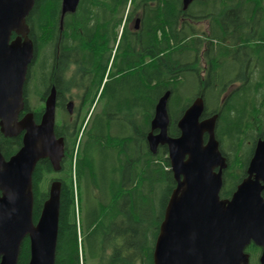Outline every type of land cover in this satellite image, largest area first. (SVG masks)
Here are the masks:
<instances>
[{"label": "trees", "instance_id": "16d2710c", "mask_svg": "<svg viewBox=\"0 0 264 264\" xmlns=\"http://www.w3.org/2000/svg\"><path fill=\"white\" fill-rule=\"evenodd\" d=\"M59 14L60 0H35L26 18L37 60L27 72L24 106L39 122L44 93L56 85L54 132L64 139L60 170L46 158L35 165L33 220L47 196L43 180L55 174L61 186L54 264H153L176 185L166 147H147L155 103L170 90V136L178 135L176 121L197 96L203 117L218 113L224 129L216 136L227 162L220 197H230L264 131V0H193L185 10L182 0H79L61 29ZM70 67L76 86L64 83ZM72 91L73 117L62 99ZM20 146L21 134L0 132L6 159ZM246 252L249 264H259L258 247ZM28 258L24 238L17 264Z\"/></svg>", "mask_w": 264, "mask_h": 264}, {"label": "water", "instance_id": "95a60500", "mask_svg": "<svg viewBox=\"0 0 264 264\" xmlns=\"http://www.w3.org/2000/svg\"><path fill=\"white\" fill-rule=\"evenodd\" d=\"M35 0H0V132L21 134V146L7 159L0 151V264H17L24 238L26 264H54L60 206L59 180L47 188L33 220L32 174L36 163L49 160L60 170L63 137L54 132L56 89L51 86L39 122L24 108L23 89L34 57L26 18ZM193 0H182L185 10ZM79 0H60L59 27ZM139 19L135 20V29ZM170 90L158 98L146 143L156 153L165 146L176 185L167 200L152 252L153 264H249L246 247H260L264 264V131L253 148L246 176L230 197H220L226 157L216 136L218 113L203 117L204 100L195 97L176 121L177 136L168 134ZM73 112V102L66 105Z\"/></svg>", "mask_w": 264, "mask_h": 264}, {"label": "flooded vegetation", "instance_id": "af4514ba", "mask_svg": "<svg viewBox=\"0 0 264 264\" xmlns=\"http://www.w3.org/2000/svg\"><path fill=\"white\" fill-rule=\"evenodd\" d=\"M138 17H136L135 18V20L137 19ZM139 19V18H138ZM135 20H134V22H132V25H133V27L135 28ZM138 26H139V24H138ZM60 28V27H59ZM61 29V28H60ZM39 59H40V57H39ZM37 60V55L34 53V57H33V60L31 61V64L33 63H35V61ZM30 64V65H31ZM71 72H72V67H70V69H69V71H68V73H67V75H66V79H65V82L64 83H67V84H70V85H77L78 83H79V81H73V80H71L70 79V77H68V76H71ZM117 74H119V73H117ZM116 77V76H115ZM105 80V79H104ZM238 84V83H237ZM236 84V85H237ZM51 86H54L55 87V89H56V85H54L53 83H51L50 84V86H49V88H48V90H47V92H45L44 93V97H43V100L41 101L42 102V108H41V113H42V111H43V107H44V100H45V98H46V96H47V94H48V92H49V89H50V87ZM62 99H63V105H64V108L66 109V111H67V107H66V105H67V103L69 102V101H72L73 102V99H71V98H68L67 97V95H64L63 97H62ZM56 101H57V90H56ZM73 106H74V103H73ZM75 109V107H73V112L70 114L71 115V117H73V113L75 112V115H76V109ZM27 111H32V110H26L25 109V106H24V108H23V110L21 111V113L19 114V117L18 118H20L25 112H27ZM40 111V110H39ZM33 112V111H32ZM68 112V111H67ZM34 114V113H33ZM41 115V114H40ZM22 134V133H21ZM50 176L49 177H51L50 178V180H49V183L52 181V180H55V179H57L56 178V175H53V176H51L52 174L50 173L49 174ZM53 177V178H52ZM52 179V180H51ZM263 193H264V191H263ZM263 193H262V195H263ZM264 196V195H263ZM251 245L253 244L252 242L250 243ZM249 244V245H250ZM254 245V244H253ZM256 246V245H255ZM256 247H258V249H259V253H260V247L259 246H256ZM258 253V254H259Z\"/></svg>", "mask_w": 264, "mask_h": 264}, {"label": "rangeland", "instance_id": "374dc122", "mask_svg": "<svg viewBox=\"0 0 264 264\" xmlns=\"http://www.w3.org/2000/svg\"><path fill=\"white\" fill-rule=\"evenodd\" d=\"M202 26L204 27L205 25H204V22L202 23ZM73 94V97H71V95ZM76 94V92L75 91H72L71 92V95L70 96H67L68 98H71V99H73V103H74V106L73 107H75V109H76V106H77V102H78V98H77V96L75 95ZM193 94H194V88L193 87H191V88H189V89H187V94H185V98L182 100V101H180V105L181 106H184L187 102H188V97H192L193 96ZM188 95V96H187ZM102 101L98 104V106L96 107V109H99V108H101L102 107V105H103V99H101ZM31 104L32 105H37L38 103L36 102V98L35 97H33V98H31ZM214 107V105L213 104H209V108H213ZM74 109V110H75ZM58 114H59V112H57L56 111V119L58 118L57 116H58ZM82 114V112L80 113V115ZM75 115V112L73 113V116ZM223 123H222V121L221 122H218V124H216V135L220 132V130L221 131H223V125H222ZM249 142H250V140H249ZM251 143V142H250ZM250 143H249V145H250ZM53 175H55V174H52L51 176H53ZM49 179V176H45V178H44V180H43V187H45V188H47L46 186H48V185H46L47 183H48V180ZM52 180V179H51ZM81 192L84 194V186H81Z\"/></svg>", "mask_w": 264, "mask_h": 264}]
</instances>
